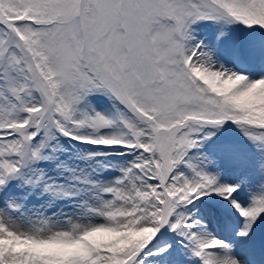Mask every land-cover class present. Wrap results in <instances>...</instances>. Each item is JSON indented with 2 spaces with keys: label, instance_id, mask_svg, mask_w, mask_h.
Instances as JSON below:
<instances>
[{
  "label": "snow or ice",
  "instance_id": "6c2138e0",
  "mask_svg": "<svg viewBox=\"0 0 264 264\" xmlns=\"http://www.w3.org/2000/svg\"><path fill=\"white\" fill-rule=\"evenodd\" d=\"M0 264H264V0H0Z\"/></svg>",
  "mask_w": 264,
  "mask_h": 264
}]
</instances>
